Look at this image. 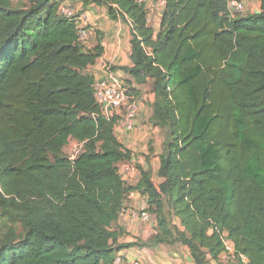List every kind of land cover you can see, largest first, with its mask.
Here are the masks:
<instances>
[{
	"label": "trees",
	"instance_id": "1",
	"mask_svg": "<svg viewBox=\"0 0 264 264\" xmlns=\"http://www.w3.org/2000/svg\"><path fill=\"white\" fill-rule=\"evenodd\" d=\"M64 1L0 0V214L17 223L0 231V264H112L133 245L115 225L134 191L156 218L146 245L212 264L230 241L240 264H264V0L247 15L228 0H165L158 31L144 3L77 0L132 26L133 65L121 69L131 96L134 82L155 95L159 184L152 169L123 178L121 117L103 114L88 72L104 47L80 39Z\"/></svg>",
	"mask_w": 264,
	"mask_h": 264
},
{
	"label": "crops",
	"instance_id": "2",
	"mask_svg": "<svg viewBox=\"0 0 264 264\" xmlns=\"http://www.w3.org/2000/svg\"><path fill=\"white\" fill-rule=\"evenodd\" d=\"M76 2L79 10L83 11L81 13L87 16L82 22V27L88 32L87 47L92 48L99 41L104 47L103 55L95 65L88 68V72L95 79H101L108 70H111L121 75L125 82L129 75L121 67L133 65L131 24L122 19L112 20L107 9L103 7L91 5L86 8L81 1L76 0ZM248 3L253 6V13L260 11V4L257 0H248ZM159 16L161 17V13ZM90 37L93 39L91 42ZM133 86L140 91L138 98L136 96L139 106L137 126L134 129H123L118 125L115 130L118 139L132 152V158L120 164V172L128 183L136 184L141 177V169H152L153 180L158 184L156 180L159 178L158 170L163 139L160 137L161 129L151 124L152 103L155 101V95L149 84L137 85L134 82ZM146 91L147 93L144 94ZM144 201L145 196L141 192H131L125 203L123 214L120 215L115 225L119 228L118 231H122L118 244H133L123 248L122 252L142 260L144 264H195L187 246L146 245L145 242L151 239L156 232L155 215L154 218L150 216L149 221H144L131 218L128 214L130 210H140ZM228 254L232 256L233 251ZM223 256H226V253L221 255ZM212 264H217V262L213 261ZM234 264H240V262L235 260Z\"/></svg>",
	"mask_w": 264,
	"mask_h": 264
},
{
	"label": "built area",
	"instance_id": "3",
	"mask_svg": "<svg viewBox=\"0 0 264 264\" xmlns=\"http://www.w3.org/2000/svg\"><path fill=\"white\" fill-rule=\"evenodd\" d=\"M136 1L138 3L146 4V9H148L149 0ZM163 3L165 4V0H163ZM60 7L64 15L78 22L80 39L85 42L88 37V32L84 29V27H82V22L83 19L87 18V16L80 14V16L77 17L79 8L77 9L69 3L64 2ZM228 9L232 14L244 12L246 10L245 0H228ZM94 95L105 116L111 117L113 114H119L121 117L119 122L120 127L123 129L135 128L137 125L136 120L139 111L138 104L136 98L130 95L121 75L108 70L107 74L103 78L95 80ZM82 148L83 143L75 141L72 153L69 154L70 158L74 160ZM128 214L131 218L148 221L150 214L147 211V202L144 201L142 203L139 211L130 210ZM226 250V256H220L219 260L216 261L217 264H234L235 260L240 262L238 257L235 255L233 244L230 241H226ZM232 251L233 255L231 256L228 253ZM239 258L242 263L248 262V259L245 256H241ZM112 264H144V262L140 259L132 257L131 255L123 253L122 250H119L116 252Z\"/></svg>",
	"mask_w": 264,
	"mask_h": 264
},
{
	"label": "rangeland",
	"instance_id": "4",
	"mask_svg": "<svg viewBox=\"0 0 264 264\" xmlns=\"http://www.w3.org/2000/svg\"><path fill=\"white\" fill-rule=\"evenodd\" d=\"M13 2L15 3V4H23V3H25L26 2V0H13ZM66 3H69L70 5H72V6H75L77 9H78V7H77V5H78V3L76 2V0H67V1H65ZM64 3V2H63ZM245 3H246V10L244 11V12H242V13H236V15H247L248 13H253L252 11V5H250L249 3H248V0H245ZM148 9H147V11H148V18H149V22H150V24L154 27V29L155 30H157L158 31V24H159V19L161 18L160 16H159V14L162 12V9H163V7H164V3H163V0H149L148 1ZM106 9V8H105ZM80 11V10H79ZM106 11V10H105ZM79 13H81V11L79 12ZM93 39H91V37H90V42L92 41ZM86 42H87V40L85 41V44H86ZM150 89H148V91H149ZM147 93V91L144 93V94H146ZM145 97H146V95H145ZM137 98H138V96H137ZM137 101V100H136ZM137 104H138V102H137ZM138 110H139V106H138ZM137 126V125H136ZM135 126V127H136ZM160 137H161V139H163V141H164V139H165V137H166V130L165 129H161V132H160ZM74 144H75V140H73V141H71V143H70V145H68L66 148H65V151H66V153L69 155V154H71L72 153V149H73V146H74ZM157 182H158V184L161 182V179L160 178H158L157 180H156ZM137 210V209H136ZM135 210V211H136ZM137 211H139V210H137ZM150 214V213H149ZM150 216L151 217H153L154 218V215H151L150 214ZM149 221V220H148ZM6 222H8V223H6ZM148 223H150V222H148ZM176 223V222H175ZM6 224H8V226H7V228H6ZM11 225H17V223H12L11 221H7V217H4L3 215H1L0 214V231L1 232H6L7 230H8V227L9 226H11ZM18 227V226H17Z\"/></svg>",
	"mask_w": 264,
	"mask_h": 264
},
{
	"label": "clouds",
	"instance_id": "5",
	"mask_svg": "<svg viewBox=\"0 0 264 264\" xmlns=\"http://www.w3.org/2000/svg\"><path fill=\"white\" fill-rule=\"evenodd\" d=\"M123 211H124V210H123ZM123 211H122V213H123ZM122 213H121V214H122ZM121 214H120V215H121Z\"/></svg>",
	"mask_w": 264,
	"mask_h": 264
}]
</instances>
